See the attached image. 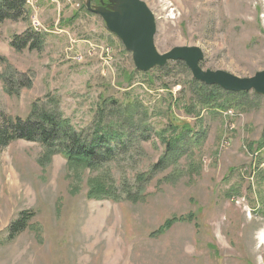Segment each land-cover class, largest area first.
Instances as JSON below:
<instances>
[{
    "label": "rangeland",
    "instance_id": "374dc122",
    "mask_svg": "<svg viewBox=\"0 0 264 264\" xmlns=\"http://www.w3.org/2000/svg\"><path fill=\"white\" fill-rule=\"evenodd\" d=\"M143 1L159 52L198 46L203 69L240 77L264 67V0ZM86 2L25 0L0 23V121L34 104L86 138L98 122L120 129L121 142L93 167L37 141L0 147V264H264V97L199 89L181 60L137 70ZM26 29L40 47L16 50Z\"/></svg>",
    "mask_w": 264,
    "mask_h": 264
},
{
    "label": "trees",
    "instance_id": "16d2710c",
    "mask_svg": "<svg viewBox=\"0 0 264 264\" xmlns=\"http://www.w3.org/2000/svg\"><path fill=\"white\" fill-rule=\"evenodd\" d=\"M27 13L25 0H0V23L5 20H15L23 17ZM37 34L31 29H26L22 34H14L10 45L16 50L21 48L37 49L40 47V41L37 40ZM183 64L182 62H179ZM193 83L198 84L199 89L216 88L230 95L231 91L222 90L217 85H206L195 79ZM197 91V90H196ZM244 91L240 92L243 93ZM212 93L210 96H213ZM99 113H103L102 108ZM120 129L113 127H104L100 122L94 126L89 138L82 135L83 132L77 131L69 120L62 117L61 113L52 109H38L36 105H32L29 115L22 119L18 116L14 118H4L0 121V147L8 145L17 139H25L28 141H37L47 148V152L51 155L54 152L62 154L68 161L69 166L93 167L98 161H104L108 158L111 150V144L116 146L121 142ZM178 139L173 138L168 141L166 146L174 148V144ZM93 197H106L104 187L98 189L91 185ZM28 215L21 213L15 220L20 222L18 228L12 227L13 236L16 232L22 230L26 224ZM192 220V216L167 218L157 228L156 234L165 232L177 220ZM12 224V223H11ZM10 224V225H11Z\"/></svg>",
    "mask_w": 264,
    "mask_h": 264
},
{
    "label": "water",
    "instance_id": "95a60500",
    "mask_svg": "<svg viewBox=\"0 0 264 264\" xmlns=\"http://www.w3.org/2000/svg\"><path fill=\"white\" fill-rule=\"evenodd\" d=\"M109 1L113 4L91 7L90 0H87L85 6L101 16L107 29L119 37L131 52L137 70L149 71L156 66H164L168 61L181 60L197 81L231 92L253 90L264 97V67L251 76L240 77L221 69H203L200 61L204 54L198 46H174L159 52L154 43L155 17L146 3L143 0Z\"/></svg>",
    "mask_w": 264,
    "mask_h": 264
},
{
    "label": "flooded vegetation",
    "instance_id": "af4514ba",
    "mask_svg": "<svg viewBox=\"0 0 264 264\" xmlns=\"http://www.w3.org/2000/svg\"><path fill=\"white\" fill-rule=\"evenodd\" d=\"M101 4L106 7L108 4V0L107 1L106 0H102V1L99 0V5H101Z\"/></svg>",
    "mask_w": 264,
    "mask_h": 264
},
{
    "label": "built area",
    "instance_id": "2783aa9c",
    "mask_svg": "<svg viewBox=\"0 0 264 264\" xmlns=\"http://www.w3.org/2000/svg\"><path fill=\"white\" fill-rule=\"evenodd\" d=\"M27 2L29 1V0H26Z\"/></svg>",
    "mask_w": 264,
    "mask_h": 264
}]
</instances>
